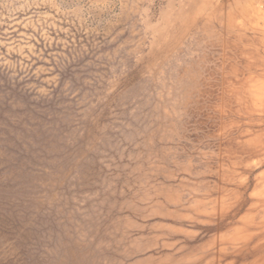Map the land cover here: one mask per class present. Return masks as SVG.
Here are the masks:
<instances>
[{
	"label": "rangeland",
	"instance_id": "1",
	"mask_svg": "<svg viewBox=\"0 0 264 264\" xmlns=\"http://www.w3.org/2000/svg\"><path fill=\"white\" fill-rule=\"evenodd\" d=\"M0 264H264V0H0Z\"/></svg>",
	"mask_w": 264,
	"mask_h": 264
}]
</instances>
